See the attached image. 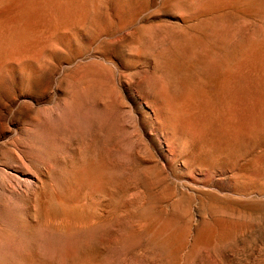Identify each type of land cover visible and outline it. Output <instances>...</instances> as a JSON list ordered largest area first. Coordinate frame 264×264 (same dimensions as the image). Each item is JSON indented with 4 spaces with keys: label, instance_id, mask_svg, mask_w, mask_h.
Masks as SVG:
<instances>
[{
    "label": "rangeland",
    "instance_id": "1",
    "mask_svg": "<svg viewBox=\"0 0 264 264\" xmlns=\"http://www.w3.org/2000/svg\"><path fill=\"white\" fill-rule=\"evenodd\" d=\"M180 1L85 0L82 24L39 26L35 57L0 63V264H264V68L207 115L157 93L167 32L206 64L235 56L264 37V0Z\"/></svg>",
    "mask_w": 264,
    "mask_h": 264
},
{
    "label": "bare ground",
    "instance_id": "2",
    "mask_svg": "<svg viewBox=\"0 0 264 264\" xmlns=\"http://www.w3.org/2000/svg\"><path fill=\"white\" fill-rule=\"evenodd\" d=\"M187 1V0H186ZM191 1V0H190ZM189 1V2H190ZM193 1V2H192ZM191 6L200 13V10H208L211 7L221 2H238L240 0H192ZM85 0H0V63L3 61L11 62V63H19L22 62L25 58H33L35 57L36 47L38 46V40L34 36V31L39 26H44L47 29H52L59 27L61 25H69V22H73L74 20L81 19V24L83 23L82 18L84 16V5L88 6L90 3H84ZM183 2L182 0L180 3ZM233 3V4H234ZM179 4V3H178ZM190 4V3H189ZM228 3H226L227 5ZM92 5V4H91ZM128 5V4H127ZM229 5V4H228ZM231 5V4H230ZM99 6V5H98ZM180 7L182 5H179ZM179 6L177 5L178 9ZM188 7V3L184 8ZM190 6V8H191ZM219 6V5H218ZM235 6V5H234ZM100 7V6H99ZM127 7V6H126ZM175 7V8H177ZM183 8V9H184ZM218 8V7H217ZM182 9V8H181ZM180 9V10H181ZM187 9V8H186ZM184 10L185 13L187 12ZM214 9V8H213ZM89 10V8H88ZM94 8L92 9V11ZM175 10V9H174ZM190 10V9H189ZM183 11V13H184ZM191 11V12H193ZM212 11V10H211ZM89 12V11H88ZM94 12V11H93ZM196 12V11H195ZM176 13V12H175ZM177 13H181L177 11ZM197 13V12H196ZM232 13V12H231ZM86 14V13H85ZM89 14V13H88ZM190 14V13H189ZM188 14V15H189ZM204 14V13H203ZM92 15V14H91ZM166 15V14H165ZM164 15V16H165ZM171 15V14H170ZM175 15V14H174ZM183 15V14H182ZM191 15H193L191 13ZM87 16V15H86ZM85 16V17H86ZM90 16V15H89ZM163 16V15H161ZM178 16V14H177ZM180 16V15H179ZM225 16V15H224ZM171 19V18H170ZM202 19V18H201ZM227 20V19H226ZM91 21V20H90ZM219 21V20H218ZM79 22V20H78ZM207 22V21H206ZM201 23V22H200ZM223 23V22H221ZM196 24V23H195ZM208 24V23H207ZM85 25V24H84ZM84 25L82 26L83 28ZM198 25V24H197ZM216 25V24H215ZM214 25V26H215ZM224 26V25H223ZM222 26V27H223ZM63 27V26H62ZM61 27V28H62ZM75 27V25L73 26ZM87 27V26H86ZM198 27V26H197ZM201 27V26H200ZM208 27V26H207ZM211 27V26H210ZM221 27V25H220ZM219 27V28H220ZM43 28V27H42ZM71 28V27H70ZM206 28V27H205ZM209 28V27H208ZM72 29V28H71ZM87 29V28H86ZM58 30V29H57ZM225 30V29H224ZM230 30V28H229ZM54 31V30H53ZM52 31V32H53ZM59 31V30H58ZM84 31V30H83ZM87 31V30H85ZM145 31V32H144ZM139 35V44L147 49V46L151 47V44L148 45L149 37L147 29L144 30ZM147 31V32H146ZM164 31V30H163ZM170 31V30H169ZM201 31V29H200ZM204 31V30H203ZM213 31V30H212ZM219 31V30H218ZM222 31V30H221ZM231 31V30H230ZM259 31V30H258ZM151 32H153L151 30ZM173 32V31H172ZM178 32V31H177ZM182 32V31H181ZM180 32V33H181ZM194 32V31H193ZM216 32V30H215ZM228 33V31H226ZM225 32V33H226ZM256 32V31H255ZM150 33V32H149ZM174 34L176 32H173ZM219 33V32H218ZM217 33V34H218ZM222 32H220L221 34ZM224 33V34H225ZM226 33V37H227ZM234 33V32H233ZM248 33V32H247ZM252 33V32H251ZM262 33V32H261ZM259 33V35H261ZM173 34V35H174ZM213 34V33H212ZM169 36L168 46L161 47L159 51V70H160V80L167 85V90H160L157 93L160 97L165 98L166 102H196V104L201 105L203 107L200 109V113H204L207 115L209 113L208 105L210 102H221L220 93L224 85H226L229 81V77L231 74L242 75L243 77L249 72L250 67H257L258 69L264 68V37L258 40H250L249 38H240L238 43L235 45V49L238 50L237 55L232 56L230 52H232V47H228L225 50L223 55H217L213 61L209 64L203 61L204 58H201V52L194 49L193 45L189 41V39H185V37H172L167 32ZM183 35V34H182ZM216 35V34H215ZM246 35V34H245ZM244 35V36H245ZM254 35V34H251ZM40 36V35H39ZM80 36V34H79ZM137 36V35H136ZM247 36V37H248ZM42 37V36H41ZM51 40V35H49ZM86 37V35H85ZM134 37V36H132ZM191 37V35H190ZM221 37V36H220ZM225 37V38H226ZM254 37V36H253ZM259 37V36H258ZM152 38V36H151ZM166 38V37H165ZM187 38V37H186ZM217 38V37H216ZM222 38L223 35H222ZM252 38V37H251ZM257 38V37H255ZM191 39V38H190ZM237 39V38H236ZM75 40H77L75 38ZM133 40V39H132ZM223 40V39H221ZM232 40L231 36L230 39ZM228 40V41H229ZM235 40V39H234ZM161 41V40H160ZM227 41V42H228ZM233 41V40H232ZM231 41V42H232ZM49 42V41H48ZM53 42V41H52ZM130 42V41H129ZM137 42V41H136ZM214 42V41H213ZM225 42V41H224ZM230 42V43H231ZM46 43V42H45ZM133 43V42H132ZM165 43V42H164ZM226 43V42H225ZM138 44V43H137ZM167 44V43H166ZM52 45V44H51ZM132 45V44H131ZM225 45V44H224ZM50 46V44H49ZM53 46V45H52ZM57 46V45H56ZM201 45H199L200 47ZM47 48V46H45ZM207 47V46H206ZM209 47V46H208ZM211 47V46H210ZM224 47V46H223ZM59 48V47H58ZM142 48V49H144ZM41 49V48H40ZM45 49V48H44ZM50 49V48H49ZM144 49V50H146ZM52 50V49H51ZM59 50V49H58ZM204 49L202 48V51ZM60 51V50H59ZM201 51V50H200ZM42 54V52L40 53ZM205 54V53H204ZM44 55V54H43ZM216 55V54H215ZM42 56V55H41ZM38 57V56H37ZM39 58V57H38ZM47 58V57H45ZM209 58V57H208ZM212 58V57H211ZM26 60V59H25ZM41 60V58H40ZM38 61V60H37ZM157 61V62H158ZM20 62V63H21ZM40 62V61H38ZM4 63V64H7ZM17 63V64H18ZM20 63L18 65H20ZM45 63V61H44ZM23 64V63H22ZM3 64H1V67ZM38 65V64H37ZM0 67V70L2 69ZM17 67V66H16ZM22 67V66H20ZM41 67V66H40ZM158 67V66H157ZM6 68V67H5ZM4 68V69H5ZM33 68V67H32ZM42 68V67H41ZM46 67H44L45 69ZM2 71H5V70ZM14 69V68H13ZM40 69V68H39ZM1 71V73H2ZM8 68L6 70V74L8 73ZM19 71V70H18ZM22 71V70H20ZM256 71V70H255ZM259 71V70H258ZM262 71V70H261ZM24 71H22L23 73ZM44 72V71H43ZM251 72V71H250ZM25 73V72H24ZM45 73V72H44ZM10 74V73H9ZM251 74V73H250ZM255 74V72H254ZM2 75V74H1ZM3 75H5L3 73ZM11 75V74H10ZM37 75V74H36ZM7 77V75H5ZM4 76V77H5ZM13 76V75H12ZM24 76V75H23ZM241 76V77H242ZM254 76V75H253ZM3 77V78H4ZM18 77V76H17ZM157 77V76H156ZM240 77V78H241ZM260 76H258L259 78ZM1 78V76H0ZM2 78V79H3ZM257 78V77H256ZM1 79V81H2ZM5 79V78H4ZM8 79V77H7ZM10 79L11 76H10ZM24 79V78H23ZM158 79V78H157ZM239 79V78H238ZM237 79V80H238ZM254 79V78H253ZM263 79V78H262ZM9 80V79H8ZM246 80V79H244ZM260 80V78H259ZM6 81V79H5ZM4 81V83H5ZM24 81V80H23ZM263 81V80H262ZM8 82V81H7ZM159 82V80H158ZM161 82V81H160ZM159 82V83H160ZM1 83V82H0ZM13 83V82H12ZM22 83V82H21ZM24 83V82H23ZM22 83V84H23ZM245 83V81H244ZM259 83V81H258ZM263 83V82H262ZM4 85L3 83H1ZM4 85V87H9ZM240 84V83H239ZM257 84V82H256ZM0 85V86H2ZM24 85V84H23ZM27 85V84H26ZM163 85V84H162ZM260 85V84H259ZM247 86V85H246ZM250 86V85H249ZM257 86V85H256ZM158 87V86H157ZM166 87V86H165ZM227 87V86H226ZM225 87V88H226ZM235 87V86H233ZM244 87V85H243ZM162 88V87H161ZM229 88V86H228ZM231 88V87H230ZM247 87H245L246 89ZM261 88V87H260ZM5 89V88H4ZM7 89V88H6ZM10 89V88H9ZM32 89V88H31ZM237 89V88H236ZM249 89V88H248ZM246 89V90H248ZM253 89V87H252ZM257 89V88H255ZM259 89V88H258ZM28 90V89H27ZM7 91V90H4ZM10 91V90H9ZM8 92V91H7ZM30 92V91H29ZM220 92V93H219ZM229 92V91H228ZM232 92V91H231ZM236 92V90H235ZM249 91H247L248 93ZM263 92V91H262ZM14 93V92H13ZM23 93V92H22ZM234 93V92H233ZM238 93V92H237ZM243 93H245L243 91ZM3 94V93H2ZM24 94V93H23ZM246 94V93H245ZM10 95V93H9ZM229 95V93L227 94ZM237 95V94H236ZM244 95V94H243ZM242 95V96H243ZM251 95V94H250ZM254 95V94H253ZM224 96V95H223ZM231 96V95H230ZM240 96V95H239ZM245 96V95H244ZM249 95H247L248 97ZM255 96V95H254ZM2 96H0L1 98ZM12 97V96H11ZM3 98V97H2ZM6 98V97H5ZM233 98V97H232ZM237 98V96H236ZM246 98V97H245ZM253 98V97H252ZM256 98V97H255ZM4 100V99H2ZM1 100V101H2ZM227 100V98H226ZM246 100V99H245ZM244 100V101H245ZM5 101V100H4ZM247 101V100H246ZM256 101V100H255ZM263 101V100H262ZM7 102V101H6ZM229 102V101H228ZM239 102V101H238ZM237 102V103H238ZM164 103V102H162ZM234 103V102H233ZM245 103V102H244ZM252 103V102H251ZM250 103V105H251ZM257 103V102H256ZM177 104V103H175ZM192 104V103H191ZM190 104V105H191ZM173 105V104H172ZM244 105V104H243ZM242 105V106H243ZM249 105V106H250ZM182 106V104H180ZM187 106V105H186ZM189 106V105H188ZM212 106V105H211ZM216 106V105H215ZM235 106V105H234ZM233 106V108H234ZM170 107V106H169ZM193 107V106H191ZM245 107V106H244ZM262 107V106H261ZM173 108V107H172ZM178 108V107H177ZM183 108V107H182ZM187 108V107H186ZM198 108V107H197ZM196 108V109H197ZM216 108V107H215ZM229 108V107H228ZM52 109V108H51ZM169 109V108H168ZM188 109V108H187ZM195 109V110H196ZM199 109V108H198ZM246 109V108H245ZM248 109V108H247ZM181 110V109H180ZM219 110V109H218ZM240 110V109H239ZM249 110V109H248ZM252 110V109H251ZM250 110V111H251ZM172 111V110H170ZM176 111V110H175ZM198 111V112H199ZM216 111V110H215ZM244 111V110H243ZM57 112V111H56ZM214 112V111H213ZM229 112H231L229 110ZM239 112V111H238ZM45 113V112H44ZM55 113V112H54ZM169 113V111H168ZM175 113V112H174ZM182 113V112H181ZM56 114V113H55ZM71 114V113H70ZM191 114V113H190ZM193 114V113H192ZM221 114V112H220ZM232 114V113H231ZM237 114V113H236ZM242 114V113H241ZM240 114V115H241ZM245 114V111H244ZM248 114V112H247ZM252 114V113H251ZM53 115V114H52ZM184 115V113H183ZM197 115V114H196ZM239 115V116H240ZM203 116V115H202ZM219 116V115H218ZM232 116V115H231ZM238 116V115H237ZM246 116V114H245ZM250 116V114H249ZM38 117V116H37ZM43 117V116H42ZM195 117V116H194ZM205 117V116H204ZM220 117V116H219ZM230 117V115H229ZM244 117V115H243ZM247 117V116H246ZM251 117V116H250ZM35 118V117H34ZM184 118V117H183ZM189 118V117H188ZM211 118V116H210ZM209 118V119H210ZM232 118V117H231ZM249 118V117H248ZM247 118V121H248ZM36 119V118H35ZM67 119V118H66ZM195 119V118H194ZM213 119V118H212ZM217 119V118H216ZM228 119V118H227ZM199 120V119H198ZM206 119L202 118L200 122L202 124ZM214 120V119H213ZM220 120H222L220 118ZM245 120V119H244ZM251 120V118H250ZM255 120V119H254ZM38 121V120H37ZM224 121V119H223ZM241 121V119H240ZM253 121V119H252ZM188 122V121H187ZM255 122V121H254ZM57 124V122H55ZM61 123V122H60ZM183 123V122H182ZM190 123V122H189ZM199 123V121H198ZM236 123V122H234ZM243 123V121H242ZM251 121L247 122L246 124ZM36 124V122H35ZM200 125V129L203 132V129H206L203 125ZM214 124V123H213ZM219 124V123H218ZM233 124V123H232ZM244 124V123H243ZM248 124V125H250ZM41 125V124H40ZM54 125V124H53ZM66 125V124H65ZM180 125V124H179ZM174 126V125H173ZM188 126V124H187ZM196 126V125H195ZM199 126V125H198ZM217 126V125H216ZM221 126V125H220ZM29 127V126H28ZM26 127V128H28ZM48 127V126H47ZM46 127V128H47ZM50 127V126H49ZM222 127V126H221ZM234 127V125H232ZM237 127V126H235ZM235 127L233 128L235 131ZM247 127V126H246ZM45 128V127H44ZM45 128V129H46ZM223 128V127H222ZM221 128V129H222ZM225 128V127H224ZM230 128V127H229ZM239 128V127H238ZM39 129V128H38ZM50 129V128H49ZM196 129V128H195ZM241 129V127H240ZM249 129V128H248ZM48 130V129H47ZM52 130V128H51ZM177 130V129H176ZM264 130V129H263ZM37 131V130H36ZM172 131V130H171ZM186 131V130H185ZM231 130L229 133L234 134ZM243 131V128H242ZM254 131V130H253ZM39 132V131H38ZM194 132V131H193ZM226 132V130L224 131ZM228 132V131H227ZM27 133V132H26ZM48 133V132H47ZM177 133V131L175 132ZM221 133V132H219ZM237 133V132H236ZM241 133V132H240ZM38 134V133H37ZM52 134V133H51ZM203 134V133H202ZM201 134V135H202ZM224 134V133H223ZM259 134V133H258ZM263 134V133H262ZM34 135V134H33ZM40 135V132H39ZM179 135V134H178ZM23 135L22 137H24ZM38 136V135H37ZM41 136V135H40ZM187 136V133H186ZM197 136V135H196ZM209 136V135H207ZM213 136V135H212ZM217 136V135H216ZM44 137V136H42ZM211 137V136H210ZM224 137V136H223ZM241 137V136H240ZM19 138V137H18ZM36 138V137H35ZM203 138V136H202ZM213 138V137H212ZM23 139V138H22ZM27 139V138H26ZM40 139V138H39ZM227 139V138H226ZM236 139V138H234ZM247 139V138H246ZM21 140V139H20ZM42 140V139H41ZM39 140V141H41ZM201 140V139H200ZM214 140V139H213ZM230 140V139H229ZM164 141V140H163ZM161 136H159L160 145L163 144ZM231 141V140H230ZM239 141V140H238ZM18 142V141H17ZM20 142V141H19ZM28 142H31L28 139ZM21 143V142H20ZM212 143V142H211ZM238 143V142H237ZM214 144V143H213ZM223 144V143H222ZM250 144V143H249ZM26 145L25 143L23 146ZM21 146V145H20ZM36 146V145H35ZM26 147V146H25ZM28 147V146H27ZM217 147V146H216ZM235 147V146H234ZM245 148V147H244ZM25 149V148H24ZM217 149V148H216ZM228 149V148H227ZM209 150V149H208ZM223 150V149H221ZM243 150V149H242ZM232 151V150H231ZM23 152V151H22ZM21 152V153H22ZM213 152V151H212ZM218 152V151H217ZM230 152V150H229ZM26 154V153H25ZM219 154V153H218ZM223 154V153H222ZM230 154V153H229ZM229 154H226L229 155Z\"/></svg>",
    "mask_w": 264,
    "mask_h": 264
}]
</instances>
